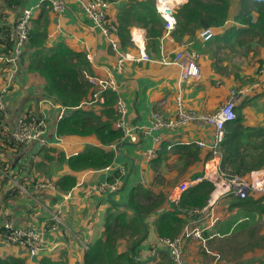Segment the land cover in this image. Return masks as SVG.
I'll return each mask as SVG.
<instances>
[{"label":"crops","instance_id":"obj_1","mask_svg":"<svg viewBox=\"0 0 264 264\" xmlns=\"http://www.w3.org/2000/svg\"><path fill=\"white\" fill-rule=\"evenodd\" d=\"M5 1L0 0V36L13 26L19 10L7 9V5L3 4ZM7 1L11 4L17 3L21 6L19 8L39 3V0ZM63 1L65 8L61 13L48 10L44 6L39 7L33 13L29 40L31 36L34 53L41 51L49 57L52 55L63 57L77 53L85 55L90 64L80 71L84 79L87 80V76L113 79L116 84V95L122 97L126 104L128 123L144 128L149 127L154 113H157L163 121L170 119L175 116L177 97L180 98L184 110L212 113L226 101L229 90L235 89L238 93L235 112L238 118H241V126L252 129L254 132L248 137L250 141L258 142L263 138L264 42L262 44L252 43L251 50L244 56L247 58V63L242 68L244 70L230 71L226 77H222L223 75L214 69L212 60L213 57L227 58L232 51L223 48L214 50L208 48V45L200 44L198 42L199 30L195 31L194 37L183 35L180 36V40H174L172 34L162 41L159 37L154 47L157 49L154 53L157 54H153V47L147 49L154 58H158L160 54V45L166 56H172L173 52L179 48L192 51L200 74L197 79L181 80L180 70L176 64H161L155 61H126L121 69H118L117 55L111 50L107 39L98 29L94 28L86 16L80 5L82 0ZM186 1L182 0L181 4ZM125 4L126 0L110 1L107 17L114 21L118 10ZM228 23H233L231 17ZM219 29L221 30H217L218 32L224 30V28ZM133 30L140 31L145 41V30L134 26L128 27L129 39ZM1 45L0 43V49ZM29 50L31 52L30 47ZM121 50L134 54L136 52L130 41ZM27 60L28 52L23 54L15 70L12 69V65L0 66V88L8 84V91L4 96L7 125L2 126L0 130V225L4 219H11L16 226L34 228L42 234L48 249L38 256H31L26 249L0 239V259L13 258L22 264H39L42 256H52L58 262L83 264L84 247L93 243L100 235L106 210L111 206L108 201L110 199L107 197L110 191L104 184L114 177L115 172L121 174L118 191L110 195L115 203L124 204L134 188L136 189L133 194L138 196L136 200L139 199V203H145L142 192L146 191L152 195L153 191L163 188V191L169 192L170 196L175 192L176 184L164 186V183L182 180L188 182L190 186L193 183L190 179L200 173L203 174L207 167V161L210 158L208 149L198 147L199 160L191 167L179 170L172 165V170H162L161 176L156 165L153 166L154 161L157 158L159 160L160 155L173 146L195 141L208 142L211 128L193 123L178 129L161 127L149 135L141 136L136 143L123 139L117 144L108 146L100 144L92 135L86 137L60 136L56 134L58 127L56 118L65 113V109L48 101L49 97L54 98V96L47 94L46 80L43 76L28 69ZM92 91L94 92V88ZM99 102L101 103L102 100ZM91 109L97 113L100 107L96 106ZM23 114L43 122L42 137L46 144L40 147L38 143L31 142L28 145H22V149L15 152L9 141L7 144L4 143L2 137L4 134L11 133L16 119ZM233 127V122L225 125V140L234 136L236 129ZM155 138H158L157 141L154 140ZM86 147H99L112 151L113 161L110 167L101 171L71 170L67 165L68 157L82 153ZM148 149L153 152L150 158H146L143 154ZM220 155L221 163V151ZM168 156L173 155L168 154ZM154 171L158 172L157 177ZM63 176L76 178L75 186L67 191L71 195L67 200L63 198L67 192L60 191L57 187L41 191L33 189L32 180L35 178L50 181L55 186ZM114 179L116 178H112L109 183ZM15 182L21 185L25 192H18L20 187L17 188ZM101 184L103 188L100 189ZM104 188L107 189L104 190ZM232 199L231 196L220 200L213 211H209L205 216L196 214L193 220L184 225L179 234L185 229L203 228L204 240H197L202 245L213 237H226L229 235L230 226L234 227L241 223L238 220L237 223L235 222L238 216H235L236 207H230ZM57 210L62 212L61 224L63 225L56 224L50 218L56 214ZM157 211L151 219L146 220L148 229L144 228V239L136 247L134 254L136 259L143 264H200L195 261V252L191 257L186 253L185 250L189 247V244L186 246L188 241L186 239L183 242L181 261L176 263L170 258L168 250L161 243L162 238L155 233L154 224L162 213L170 216L172 208L167 202ZM126 213L128 216L131 215L130 210ZM180 217L183 216L180 215ZM209 236L212 237L209 238ZM188 238L194 239L193 237Z\"/></svg>","mask_w":264,"mask_h":264},{"label":"trees","instance_id":"obj_2","mask_svg":"<svg viewBox=\"0 0 264 264\" xmlns=\"http://www.w3.org/2000/svg\"><path fill=\"white\" fill-rule=\"evenodd\" d=\"M105 1L110 4V1L113 0ZM154 2L155 0H126L125 6L118 10L114 21L106 17L110 21L109 24L114 23L117 26L119 50L129 43L128 27L134 26L142 28L146 32L145 49L147 54L152 55L147 50L149 47H153V54H157L154 53L157 51L154 47L157 39L163 36L164 30L163 22L156 12ZM3 4L7 5V9H21L17 3L11 4L7 0ZM175 17L176 27L172 32L174 40H180V36L183 35L194 37L195 31L199 30L200 32L204 28H212L214 36L203 45H208L214 50L223 48L232 52L243 48V56L251 50L252 43L262 44L264 42V0H187L176 7ZM229 17L232 18L233 23L231 24L228 23ZM12 27L0 36L2 44L0 57L10 58L13 54V42L9 39ZM219 28H224L223 32H218L221 30ZM32 40L31 36L29 40L28 35V41L23 51V54L28 52V69L43 76L46 80L47 94L54 96V98L49 97L48 101L50 100L65 109V113L58 120L56 134L79 137L92 135L104 146L122 141L121 132L114 125L116 119L114 104L118 96L115 93L116 90L102 91L98 95L102 98L101 103L94 99L95 91H92V86L80 72L90 64L85 55L77 53L67 54L63 57L53 55L49 57L41 51L34 53ZM198 42L202 43L200 39ZM10 65V63L0 61L2 67ZM89 73L91 75V72ZM96 106L100 107L97 113L91 109ZM27 116L26 114L28 120L36 119ZM232 122L234 123L233 128L236 129L234 136L226 140L224 137L220 144L221 168L227 173L245 177L252 170L264 168V136L258 142L250 141L248 137L250 134H254L252 129L241 126V118H238L237 114ZM6 125V119L0 113V130H2V126ZM2 140L6 144L9 141L15 152L22 149V145L11 140L10 134H4ZM198 149L194 142L173 146L160 155V159L157 160V158L153 166L156 165L159 169L160 176L162 170H172V165L179 170L186 169L199 160L200 151ZM168 154L173 156H168ZM112 161V151L99 147H86L82 153L68 157L67 165L73 171L86 169L101 171L106 167L109 168ZM154 172L157 177L158 172ZM115 174L109 182L112 178H119L117 179L119 182L121 174L119 172L118 174L115 172ZM202 175L200 173L190 179L193 183L179 196V207L190 214L178 212L169 200V192L163 191V188L153 191L152 195L148 191L142 192L145 203H139V199L136 200L138 196L133 194L136 189L134 188L124 204H118L111 200L110 195L118 191V186L115 191L108 189L110 193L107 197L110 199L108 201L111 206L106 210L100 235L93 243L84 247L83 264H143L136 259L134 254L136 247L144 239V228L148 229L146 220L151 219L153 214L158 212L157 209L168 202L172 208V214L170 216L167 213L160 215L154 224L155 233L159 238L172 239L178 236L184 225L194 219L195 211L202 209L210 197L212 184L205 180L199 181L198 179H201ZM75 180L76 178L73 176H63L56 182L55 187L60 191L67 192L75 186ZM181 181L165 182L164 186H174L175 184L177 186ZM16 187L18 188V186ZM230 205V207H236L240 214H247L237 220L242 217L248 218V214L253 210L261 213L264 208V195H250L245 199L233 197ZM127 210L131 211V215L128 216ZM180 215L183 217L181 218ZM2 234L3 229L0 225V239ZM0 264H22V262L10 258L8 260L0 259ZM39 264L67 263L65 261L58 262L52 256H42Z\"/></svg>","mask_w":264,"mask_h":264},{"label":"built area","instance_id":"obj_3","mask_svg":"<svg viewBox=\"0 0 264 264\" xmlns=\"http://www.w3.org/2000/svg\"><path fill=\"white\" fill-rule=\"evenodd\" d=\"M181 3L182 0H155V9L163 22L164 30L160 41L164 38H169L174 31L176 27L175 9ZM80 5L86 16L92 22L94 28L98 29V31L107 39L111 50L117 55L118 69H121L123 63L126 61H155L161 64H176L180 70L181 80H193L199 77V69L194 62L195 55L192 51L179 48L173 52L172 56H166L163 54V49L160 45V54L158 58L151 57L146 52L143 34L138 30H133L130 33L129 41L136 52L135 54L128 51L123 52L119 50L117 45V26L116 24H109V21L106 18L109 6L108 2L105 0H82L80 1ZM42 6L56 13L63 12L65 8L63 0H39L37 5L22 7L18 10L17 19L13 24L9 36L10 41L13 42V54L10 58L0 57V61L10 63L13 70H15L19 64L25 45L28 41L32 15L35 10ZM213 36L214 32L212 28H204L198 34L202 43L208 42ZM87 80L92 88H94L95 94L93 97L95 100H102L98 95L104 90H116V84L111 78L103 79L96 76H87ZM7 88L8 84L0 88V113H2L4 118L6 117V102L4 96L8 91ZM237 94L238 93L235 89H230L226 101L212 113H197L193 110H184L180 98L177 97L175 100V116L163 121L157 113H154L151 125L145 128L128 123L126 120L127 107L123 98L117 96L115 100L114 110L116 112V119L114 125L121 132L122 138L130 143L138 142L141 136L149 135L151 132L158 130L161 127L178 129L189 123H193L211 128L210 139L208 142H194L199 148H207L210 155L202 178L198 180H205L211 183L213 187L207 204L194 213L199 216H205L209 211L212 212L216 204L227 197L232 196L238 199H245L250 195H264V169L252 170L247 176L243 177L227 173L221 168L220 144L225 136V125L234 121L236 118L235 102ZM61 116L62 114L59 115L57 119H60ZM43 131L44 125L42 121L38 119L28 120L26 115L23 114L16 119L10 136L11 140H13L14 143L16 142V144L28 145L31 142H36L38 143V146L41 147L46 144L45 139L42 137ZM157 139L158 138H155L154 140L157 141ZM143 154L146 158H150L153 155V152L148 149ZM15 185L23 189V187L17 182ZM32 185L35 191L55 188L52 182L40 179L33 180ZM104 185L107 186L110 191H115L118 186V180L114 179L113 182L105 183ZM188 186V182H181L175 187V192L169 196L170 202L174 204L175 208H177L180 213L190 214V212H185L178 205L180 194ZM101 188H103V184H101L100 189ZM70 197V192H67L63 198L67 200ZM59 214L60 211L57 210L56 214L52 215V219L60 223L61 221L57 218V215ZM243 220V218L239 219L241 222ZM1 227L3 229L2 240L8 244L26 249L31 256H38L48 249L42 234L37 232L34 228L16 226L11 219H4L1 223ZM203 230V228L197 227L189 230L185 229L184 232L172 239L162 238L161 243L168 250L170 258L174 262L179 263L181 261L184 240L188 237H193L194 239L203 241ZM211 237L212 236H209V238Z\"/></svg>","mask_w":264,"mask_h":264},{"label":"rangeland","instance_id":"obj_4","mask_svg":"<svg viewBox=\"0 0 264 264\" xmlns=\"http://www.w3.org/2000/svg\"><path fill=\"white\" fill-rule=\"evenodd\" d=\"M208 48L211 49L210 46ZM217 49L218 48H216V50ZM242 49L243 48L236 49V52H232L227 58L213 57L212 64H214V69L219 71L223 75L222 77H226V75L233 70H244L242 68L245 67L247 58L242 55ZM6 181L8 182V179ZM14 184H16V182ZM18 192L23 193L25 191L20 187L18 188ZM61 215L62 212L57 215V218L62 222L61 218L63 217ZM244 215L247 214H240L238 211L235 212V216H238V218ZM50 218H52V216H50ZM242 218L244 219L242 222L238 220L241 223H238L234 227L233 225L230 226L229 235L224 238L219 236L213 237L204 242V245L198 242V239H186V241L188 240L187 243L185 241L186 246L189 244L188 249L185 250L186 253L191 257L195 252V261L200 264L264 263V208L261 213L253 210L248 214V218ZM237 219L235 221L236 223ZM54 222L56 224H61V222L59 223L55 220ZM220 238H222L223 241ZM209 242L212 243L208 244Z\"/></svg>","mask_w":264,"mask_h":264},{"label":"clouds","instance_id":"obj_5","mask_svg":"<svg viewBox=\"0 0 264 264\" xmlns=\"http://www.w3.org/2000/svg\"><path fill=\"white\" fill-rule=\"evenodd\" d=\"M63 114V113H62ZM62 117V116H61ZM57 119V118H56ZM61 119V118H60ZM59 120V119H58Z\"/></svg>","mask_w":264,"mask_h":264},{"label":"water","instance_id":"obj_6","mask_svg":"<svg viewBox=\"0 0 264 264\" xmlns=\"http://www.w3.org/2000/svg\"><path fill=\"white\" fill-rule=\"evenodd\" d=\"M116 149H117V147H116ZM109 196V195H108Z\"/></svg>","mask_w":264,"mask_h":264}]
</instances>
